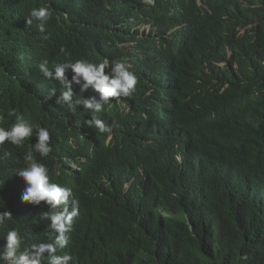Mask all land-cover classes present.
<instances>
[{
    "label": "clouds",
    "instance_id": "9594fccd",
    "mask_svg": "<svg viewBox=\"0 0 264 264\" xmlns=\"http://www.w3.org/2000/svg\"><path fill=\"white\" fill-rule=\"evenodd\" d=\"M197 3L202 8L196 17L174 25L166 33L164 65L157 63V57L146 60V55L141 53L142 60L139 55L135 60L129 57L121 60L106 57L92 62L84 58L67 59L52 68L45 60L39 64V71L62 86L58 95L57 89L52 88L48 99L55 97L56 104L66 105L73 114L83 106L82 109L92 114L87 122L90 126L101 133L110 132L108 141L113 138L115 126L121 131L129 129L125 122L134 115L136 107L137 111H144V117L145 113L150 117L148 126L145 118L148 130L143 139L147 143L157 142L161 147L177 138L173 118L182 98L178 77L193 80L196 67L193 52L198 38L210 52L214 50L208 34L198 28L197 21L212 22L223 29L224 43L219 62L222 104L212 113L214 118L222 120V150L213 158L214 182L208 180L200 160H192L191 168L182 167L168 176L158 189L147 179L137 182L129 169L120 186L126 197L114 215V224L102 234L81 229L77 216L83 210L80 193L57 180L52 168L37 158H46L52 152L49 129L18 115L15 110L8 111L6 115L15 119L11 124H0V149L5 144L22 146L34 135L37 141L28 145L23 154L24 165L16 171L0 154V242H3L0 264H128L136 250V226L145 239L147 234L139 223L121 214L125 210L142 211L146 214L145 221L164 229V234L155 236L151 243L168 247L169 255L182 260L195 258L199 264H264V165L257 164L249 152L250 147L264 144V119L258 124L237 115L255 102H264V77H255V84L243 81V86L240 78L229 75V71L254 70L257 51L259 62L264 57V0H217L214 5L197 0ZM117 4L120 10L127 6L128 19L140 35L150 34L159 22L158 0H117ZM52 15L48 6L35 7L27 24L35 20L38 30L45 32ZM178 59L189 63L183 68L177 64ZM66 70L73 73L71 79L66 76ZM2 82L11 80L4 76ZM8 83L0 84V94ZM73 83L80 85L79 95H75ZM164 95L167 97L163 98L162 106H157L158 98ZM166 109L172 110L168 122L163 115ZM105 110L113 112V122L105 121L102 114ZM117 120L120 122L116 123ZM196 152L193 149L189 154ZM145 156L148 155L140 159ZM75 160L82 161L81 167L83 161H88L85 155L72 156L65 170L71 175L76 172L88 175L87 168L73 167L77 165ZM179 160L183 161L181 156ZM214 192L218 205L204 216L200 229L214 239L222 228V244L214 251H207L178 233V221L194 202L203 199L211 202ZM95 239L100 241L91 245Z\"/></svg>",
    "mask_w": 264,
    "mask_h": 264
},
{
    "label": "trees",
    "instance_id": "16d2710c",
    "mask_svg": "<svg viewBox=\"0 0 264 264\" xmlns=\"http://www.w3.org/2000/svg\"><path fill=\"white\" fill-rule=\"evenodd\" d=\"M158 1L159 22L150 34L143 36L128 19L127 6L120 10L117 0H0V74L11 80L10 87L0 94V117H3L0 124L13 123L15 118L6 113L15 110L18 115L49 129L52 152L46 158H37L52 168L57 180L78 190L83 205V227L93 233L106 232L116 221L113 214L121 209L126 197L120 186L129 169L137 182L147 179L158 189L168 176L182 167L191 168L192 160H200L208 180H215L213 158L222 150V120L214 118L212 113L222 104V66L219 62L222 61L220 48H224V43L223 29L221 31L212 22L197 21L198 28L208 34L214 50L210 52L198 38L193 52L196 65L193 80L178 77L182 98L173 118L177 138L161 147L157 142L146 143L143 139L147 135L144 111H137L136 107L134 115L125 122L128 130L121 131L115 126L119 132L110 141L109 133L92 139V134H85L87 130L84 128L90 126L87 122L92 114L82 109L83 106L73 114L66 105L56 104L55 97L49 100L50 90L56 88L58 95L62 86L39 71V64L45 60L52 68L67 59L84 58L92 62L106 57L113 60L129 57L135 60L139 55L142 60L141 53L146 55V60L153 61L157 57V63L164 65L166 33L174 25L196 17L202 7L197 0ZM204 1L214 5L217 0ZM40 6L50 7L53 13L45 32L38 30L35 20L31 25L27 24L31 9ZM128 41L134 44H126ZM176 62L183 68L189 63L181 59ZM254 65L256 67L250 72L229 71V75L240 78L243 86V81L255 84V77H264V57L259 62L258 51ZM72 75L71 70H66L69 79ZM72 87L75 95H79L80 85L73 83ZM263 105L264 102H255L237 115L261 124ZM102 114L106 122L114 121L112 111L105 110ZM163 115L168 122L172 110L166 109ZM36 141L34 135L22 146L5 144L0 149L2 160L16 171L24 165L23 154L28 145ZM193 149L198 152L189 154ZM249 152L257 164L264 165V144L250 147ZM80 155L88 159L85 164L88 175L72 176L65 170V165L70 164L72 156ZM144 155L148 156L140 159ZM3 170L5 175V168ZM217 205L215 192L211 202L207 199L194 202L178 221V233L199 248L214 251L222 244V228L212 239L202 233L200 224ZM121 214L139 223L147 234L146 240L136 226V250L128 264H199L198 259L182 260L179 256L169 255L168 247L152 244L155 236L164 234V229L145 221L144 212L125 210ZM206 260L210 261L209 258Z\"/></svg>",
    "mask_w": 264,
    "mask_h": 264
},
{
    "label": "bare ground",
    "instance_id": "6f19581e",
    "mask_svg": "<svg viewBox=\"0 0 264 264\" xmlns=\"http://www.w3.org/2000/svg\"><path fill=\"white\" fill-rule=\"evenodd\" d=\"M86 92V91H85ZM83 95H84V92H83ZM167 97V95H164V96H162V97H160V98H158V100H157V106H159V107H161L162 106V101H163V98H166ZM145 118H146V121H147V126H148V118H150L149 116H148V114H146L145 113ZM118 122H120L119 120H117L116 121V123H118ZM146 129L148 130V127H146ZM113 131H112V133L114 132V134H112V135H116V133H118L119 131L117 130V129H112ZM95 132L96 131H93L91 134H92V139H94V134H95ZM76 134V133H75ZM103 134H105V133H102L101 135H100V137H102L103 136ZM98 136V135H97ZM107 137H110V136H107ZM113 137V136H112ZM96 142V141H95ZM94 144H96V143H94ZM116 144V143H115ZM138 147V146H137ZM82 162V161H81ZM77 163V162H76ZM82 168V167H81ZM81 168H78L77 167V170H79V169H81ZM83 168H84V161H83ZM64 176V175H63ZM165 193H169V192H165ZM228 204H231V201L230 202H228ZM81 207H83V205H80ZM79 210V209H78ZM82 215H83V212L81 211V210H79L78 211V217L80 218V221H79V227H81V229H82V227H83V223H82ZM4 237V236H3ZM100 241V239H95V240H92V243H91V245H95V244H97L98 242ZM1 243V245H3V242L1 241L0 242ZM252 243H251V248H252ZM0 251H2V248H0Z\"/></svg>",
    "mask_w": 264,
    "mask_h": 264
},
{
    "label": "water",
    "instance_id": "95a60500",
    "mask_svg": "<svg viewBox=\"0 0 264 264\" xmlns=\"http://www.w3.org/2000/svg\"><path fill=\"white\" fill-rule=\"evenodd\" d=\"M4 76H5V75L1 76V74H0V79L2 78V80H3ZM1 83H3V85H6L5 83H8V82H2V81H1L0 84H1ZM4 87H6V89H5V91H6V90L10 87V83H8L7 86H4ZM118 129H119V127H118ZM86 130H87V131H86L85 134L92 133L93 131H96L95 134H94V136H97V135L99 136L100 134H102V133H101L99 130H97L94 126H89V127L86 128ZM109 134H110V132H109ZM6 142H7V141H6ZM145 142L147 143L148 140H145ZM94 150H95V149L91 150L90 152H93ZM86 163H87V160L84 161V167H85V164H86ZM76 167H78V168L81 167V161H80V160L78 161ZM82 168H83V167H82ZM2 171L4 172V170H2ZM72 176H82V175H81L80 173H77V172H76V173H73ZM9 179H11V178H9ZM15 183L18 184L19 182H15ZM19 194H21V192H19ZM116 213H117V212H116ZM116 213H114L113 215H115Z\"/></svg>",
    "mask_w": 264,
    "mask_h": 264
},
{
    "label": "rangeland",
    "instance_id": "374dc122",
    "mask_svg": "<svg viewBox=\"0 0 264 264\" xmlns=\"http://www.w3.org/2000/svg\"><path fill=\"white\" fill-rule=\"evenodd\" d=\"M145 31L148 32V31H149V28L146 29ZM75 162H77V161L75 160ZM76 166H77V165H73V167H76Z\"/></svg>",
    "mask_w": 264,
    "mask_h": 264
}]
</instances>
